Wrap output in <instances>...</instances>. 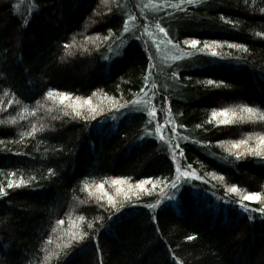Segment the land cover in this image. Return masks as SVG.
I'll list each match as a JSON object with an SVG mask.
<instances>
[{"label":"trees","instance_id":"1","mask_svg":"<svg viewBox=\"0 0 264 264\" xmlns=\"http://www.w3.org/2000/svg\"><path fill=\"white\" fill-rule=\"evenodd\" d=\"M164 3L0 0V264H264V214L240 208L244 195L264 196V157L237 160L248 148L232 147L249 136L248 147H259L264 134V122H247L264 114V36L256 35L264 33V0H197L186 11ZM130 13L137 24L125 34ZM156 23L181 60L164 61L147 44L145 28ZM193 38L202 41L196 49L182 43ZM204 41L223 44L212 49L217 57L201 52ZM149 57L155 67L145 80ZM151 89L184 126L175 143L189 177L176 180L171 146L149 123L143 96ZM59 93L71 98L62 103ZM223 109L233 123L211 116ZM149 179L156 187H136ZM233 186L238 193L227 192Z\"/></svg>","mask_w":264,"mask_h":264},{"label":"snow or ice","instance_id":"2","mask_svg":"<svg viewBox=\"0 0 264 264\" xmlns=\"http://www.w3.org/2000/svg\"><path fill=\"white\" fill-rule=\"evenodd\" d=\"M105 2L107 3L108 0H105ZM197 2V0H180V3L179 4H169L167 3V0H165V3L160 5L159 7L161 9H167V8H171L173 10H179V11H186L187 9L184 7V5H193ZM117 8L120 7L119 4L116 5ZM129 20H132V21H136V17L135 16H129L128 17ZM147 18L145 17V20ZM163 19V17L161 18ZM222 19H224V22L227 23V24H231L232 21L228 18H224L222 17ZM155 27L159 30L160 33L163 34V37L164 39L161 40L159 43H156L155 46L157 48H159L160 46V43H168V44H171L173 45L174 47L178 48L179 49V44H173V39L171 37H169L168 35V32L167 30L165 29V27L161 26L160 23H156ZM123 31L125 33H128L129 32V28H128V24L127 22L125 21L124 24H123ZM145 33H147V35L151 36L152 33L150 32H147V29L145 28ZM143 35V34H141ZM256 35L258 36H264V33H257ZM133 39H137L139 40L141 37L140 36H136L135 34H133L132 36ZM182 43L184 45H187L188 47H190L191 49H196L198 46H200L202 44V41L200 39H185L182 41ZM70 45L68 44H65L64 47L67 48L69 47ZM229 48H232V49H238V48H243L245 51H247V48L245 47V45L243 44H235V43H229L227 45ZM218 47H223V44H221L220 42L218 41H212V42H208V41H204L203 42V47L201 48V52H203L205 49L207 50H210L207 54L210 55L211 57L215 58L218 56V53L215 51V50H212L214 48H218ZM183 57L182 56H178L176 57V59H182ZM149 59L151 60V57H149ZM155 67V66H153ZM153 74L152 72V69L150 68L147 72V74L145 75L144 79L145 80H148L149 76H151ZM173 77H175L177 74L175 72L172 73ZM207 84L208 85H212V86H221L222 84H224L223 81H220V82H217V81H214V80H207ZM145 87H147V85H145ZM157 87V85L155 83L152 84V88L155 89ZM47 97L51 98L53 97L54 95V90H49L47 91L46 93ZM60 97H61V102L63 103V101L65 100H69L71 98L70 94L69 93H59ZM153 95L155 96V92L153 93ZM77 100H79V98H77ZM87 103H91L90 100L87 101ZM167 103L166 100H162L161 101V109H163L164 107V104ZM123 107V106H121ZM158 111H160V109H157L155 107V105L152 106V109L151 111H149L147 113V115L149 117H152V118H156L157 117V113ZM167 111L170 113L171 112V107L169 106ZM242 111L245 112V113H248L250 116L251 115H254L255 113H257L258 109L256 108H253V107H243L242 108ZM93 112H95V109H93ZM33 115H35V112H33ZM75 115L77 117H80L82 119H86V117H83L82 116V113L80 111H76L75 112ZM211 116L213 118H216L218 116H222L224 117L222 120L219 121L220 124H223V125H229L231 123H233V119H230L229 118V111L227 109H223L219 112L217 111H212L211 113ZM232 116H235V113L233 112L232 113ZM95 118V117H93ZM241 120L243 121V117H241ZM209 123H211V120L208 121ZM249 123H256V122H264V114L260 115L259 118H258V121H252V120H249L247 121ZM149 123H153L152 120L149 121ZM168 121L165 120L164 121V124H167ZM164 124H161L159 122V120L156 121L155 123V127H156V130L159 131L161 127L164 126ZM177 127H180V128H183L184 126L183 125H174L173 127H171L169 129V131L173 134H177ZM197 127H200V125H197ZM33 132H35V128H33ZM251 137L249 136V139ZM180 139L182 140H185L187 141V137H180ZM249 139H241L239 140L237 143H234L232 145L233 148H236V149H240L242 146H245L248 148V152H237L235 153V156H236V159L237 160H240L242 157L246 156L247 154H253V155H256V156H261V157H264V134L260 135L258 137V143H259V147H248L249 145ZM160 140L163 141L164 140V137L163 135L160 136ZM209 145H203V147H207ZM172 148H173V151L171 152V159L173 161L176 160V151H179V154L181 157L184 156V151L182 148H180V145H179V142H176L175 144L172 145ZM188 168H191V165H187ZM175 171L177 173H179V175H177L176 177V180H179L181 176L183 177H189V172L185 171V172H180V168L179 167H176ZM12 175L14 176L15 173H12ZM213 176H215V173H212ZM195 179H200L199 176H196L194 177ZM220 179H223V177L221 176ZM176 180H173L170 184V187L171 189L175 190L178 188V184L176 183ZM125 181L123 180H120V179H117V180H114L113 183L114 184H122L124 183ZM157 183H166V181H158ZM145 184H153V181L151 179L149 180H142L139 182V184L136 185V187H138L141 191H147L145 188H144V185ZM24 185V181L23 179H21L20 183L19 184H15L13 181H9L7 183V188H13V187H21ZM101 188H103V184L100 185ZM153 187H156V184H153ZM227 192L229 193H233V194H236L239 192V188L236 187V186H233V187H230L227 189ZM0 195H4L6 196L7 195V192L4 191V189L2 187H0ZM174 197H169V199H172ZM112 198L109 197V201L111 202ZM243 201H249V202H254V203H261V202H264V196L260 195L259 193H249L247 195H244L242 198H241V203H240V208L245 211V212H248V211H253V212H259L261 214H264V207H261V208H258V209H249L244 203ZM227 202V201H226ZM158 205H147V207H157ZM249 219H251V217H249ZM59 224H63L64 221L63 220H59L58 221ZM88 227L90 228L91 225H88ZM196 237L195 236H188L187 239L188 240H193L195 239ZM80 239H83V236L80 237ZM51 241H49L50 243ZM71 246V245H69Z\"/></svg>","mask_w":264,"mask_h":264},{"label":"rangeland","instance_id":"3","mask_svg":"<svg viewBox=\"0 0 264 264\" xmlns=\"http://www.w3.org/2000/svg\"><path fill=\"white\" fill-rule=\"evenodd\" d=\"M129 16H134V14H131V13L128 14L127 18L125 20L127 22V24H128V28H129V32L128 33H131L132 30L134 29V26L137 24V20L136 21L129 20L128 19ZM146 29H148V28H146ZM147 32L152 33V35L151 36L147 35V37H143V38H145V41L147 42L148 45H149L150 42L153 44V47L155 48V50L158 51L159 53H161V56L164 59V61H167V62L171 63V62H175V61L181 60V59H176V57L183 56L184 52H182L178 48L174 47L173 45L168 44V43H160L159 48H157L155 46L156 43H159L161 40L164 39L163 34L160 33L158 29H156L155 27L149 28L147 30ZM125 34H127V33H125ZM151 62H152L151 69H153L154 68L153 66H155L154 65L155 62H154V60H152V58H151ZM148 92L146 91V93L143 96V99L145 101L149 102L150 107H149L148 111H151L153 105H155V107L157 109H160V111H158V113H157V117L156 118H152V117H150V118L155 123H156L157 120H159V122L161 124H164L165 120L168 121L167 124H164V126L160 128V130L158 131V136L160 137L161 135H163L164 140L169 142V144L171 146L170 148L173 151L172 145L176 141L177 134H173V133H171L169 131V129L175 125V123L173 122V120L171 118L170 113L167 111V109L170 106V104H168V102L165 103L163 109H161V104L160 103H156V94H155V96L153 95V93H154L153 90L151 89V91H148ZM106 104L107 103H102L101 105H99L97 107H98V109L107 110V109H109V107L111 105L109 104V105L106 106ZM239 117H240V115H239ZM177 153H178V151H176V159H178V160H175V161H177L176 167H179L180 168V172L182 173V172H185L186 170H183L181 168V165H180L181 161L178 158L180 156V154L178 155ZM187 172H189V171L187 170ZM189 173H191V172H189ZM177 175H179V173H177ZM182 178H184V177L181 176L180 179H182Z\"/></svg>","mask_w":264,"mask_h":264}]
</instances>
